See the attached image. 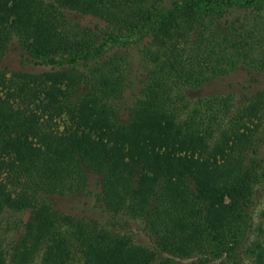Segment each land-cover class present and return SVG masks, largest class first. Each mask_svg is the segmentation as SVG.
<instances>
[{"label": "trees", "instance_id": "1", "mask_svg": "<svg viewBox=\"0 0 264 264\" xmlns=\"http://www.w3.org/2000/svg\"><path fill=\"white\" fill-rule=\"evenodd\" d=\"M212 4L0 0V60L16 35L28 68L0 67V215L29 213L10 264H264V0L234 20ZM140 30L147 81L122 120L105 45ZM87 189L153 246L54 206Z\"/></svg>", "mask_w": 264, "mask_h": 264}, {"label": "rangeland", "instance_id": "2", "mask_svg": "<svg viewBox=\"0 0 264 264\" xmlns=\"http://www.w3.org/2000/svg\"><path fill=\"white\" fill-rule=\"evenodd\" d=\"M247 1L251 0H233L232 3L226 2V0H212L213 4L210 6H214L218 13H223L224 15L229 13V18L234 20L253 10V7L247 6ZM167 3H163L164 6H168ZM116 40V43H106L105 53L108 57L116 55L123 58L122 66L125 69L123 92L121 99L117 102V108L122 120H126V108L134 106L147 81L148 65L145 62L144 51L149 37L145 35L144 30H140L124 35L117 34ZM21 52L17 36L13 35L9 40L4 57L0 60V67L6 66L9 72L28 69L20 59L19 54ZM35 70L39 71L40 69L37 67ZM263 152L264 147L261 148L260 155ZM97 178L96 175H91L89 179L93 183ZM88 191L89 189L86 192H79L70 196H54L51 198L57 209L88 215L99 225L132 237L137 244L146 247L153 246L149 235L141 228L142 225L140 223L131 221L127 226H124L121 216L106 212L94 205V201L89 196ZM254 196L260 201L254 210L252 217L253 224L258 221L256 212L262 203L260 192H257ZM28 216V211H7L0 215V264H10L12 250L24 235L25 222ZM234 254L236 258L232 260L234 264H253L247 256L245 249L237 250ZM70 264H81V262H72Z\"/></svg>", "mask_w": 264, "mask_h": 264}]
</instances>
